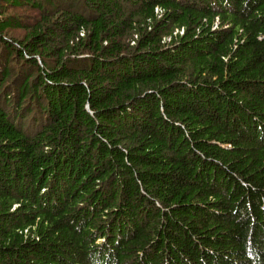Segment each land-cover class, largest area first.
Listing matches in <instances>:
<instances>
[{"label":"trees","instance_id":"trees-1","mask_svg":"<svg viewBox=\"0 0 264 264\" xmlns=\"http://www.w3.org/2000/svg\"><path fill=\"white\" fill-rule=\"evenodd\" d=\"M0 264H264V0H0Z\"/></svg>","mask_w":264,"mask_h":264},{"label":"rangeland","instance_id":"rangeland-1","mask_svg":"<svg viewBox=\"0 0 264 264\" xmlns=\"http://www.w3.org/2000/svg\"><path fill=\"white\" fill-rule=\"evenodd\" d=\"M22 12H27L28 14H31V11L29 10H24V9H19L16 11V13H22ZM15 36H19L20 32L19 31H14Z\"/></svg>","mask_w":264,"mask_h":264}]
</instances>
